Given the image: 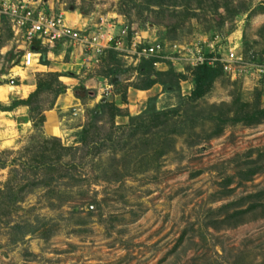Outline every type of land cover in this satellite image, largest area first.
<instances>
[{
	"label": "rangeland",
	"instance_id": "1",
	"mask_svg": "<svg viewBox=\"0 0 264 264\" xmlns=\"http://www.w3.org/2000/svg\"><path fill=\"white\" fill-rule=\"evenodd\" d=\"M13 1L126 37L111 68H88L108 77L104 93L77 88L65 110L43 93L24 115L0 113V264H264V0ZM216 38L238 62L194 100L190 53ZM136 43L163 48L147 73L128 56ZM17 48L0 19L3 106L34 76ZM151 79L118 123L106 105Z\"/></svg>",
	"mask_w": 264,
	"mask_h": 264
},
{
	"label": "built area",
	"instance_id": "2",
	"mask_svg": "<svg viewBox=\"0 0 264 264\" xmlns=\"http://www.w3.org/2000/svg\"><path fill=\"white\" fill-rule=\"evenodd\" d=\"M0 19L10 20L13 37L18 46L17 54H21V65L25 69L33 68L37 63L38 55L33 50L35 43L47 47L64 41L81 45L95 56L102 57L110 44H114L113 50L121 51L126 37L125 31L117 38L110 32L104 33L101 28L97 32L79 31L68 26L62 14L53 15L26 2L15 3L13 0H0ZM217 46L216 38L206 46L195 48L194 54L190 53L192 64L196 67H214L220 64L225 71H230L238 62L236 51L231 49L227 55H223ZM128 56L137 62L157 60L154 63L157 66L163 56V48L159 44L140 46L136 43L131 47ZM256 70L260 76L264 75V65H257Z\"/></svg>",
	"mask_w": 264,
	"mask_h": 264
},
{
	"label": "crops",
	"instance_id": "3",
	"mask_svg": "<svg viewBox=\"0 0 264 264\" xmlns=\"http://www.w3.org/2000/svg\"><path fill=\"white\" fill-rule=\"evenodd\" d=\"M67 25L75 28L79 31H89L91 32L92 30L90 28H87V25L83 28H81L80 26H77L75 24V21L72 20V18L69 21H66ZM39 43H35L34 46ZM114 46V44H110L109 45V49L105 52L104 56L102 57H97L95 56L92 52L87 51L86 49H84L83 46L81 45H77V44H72V43H68V42H64V41H60L55 43L52 46H47L46 48L49 49V52L47 53L46 58H44V60L47 61V65H42L41 64V58L42 55L39 54L37 52V50H35L36 54L38 55L36 60L37 63L34 64L33 68H31V70L34 73L33 78H30V82L26 83L25 85H18L20 87H28V94L26 97H19L20 100H26L28 99V97L35 92L36 90V76L37 75H43V74H58L59 75V81L68 87L67 92L60 96L58 98L57 101V107L59 109H69L72 108L74 105H76V99L75 102L74 98H71L70 96H68L70 93L73 96L74 90L79 88V89H84V90H88L90 89H95L97 90L99 93H104V89L107 88L108 84H107V76H100V75H95L94 78H89L90 71L88 70V68L90 67H94L96 66V64L93 63V61H95L96 59H105L106 63L109 64L108 68H111V64L109 63V61H107L108 59V55H110V51L113 49L112 47ZM35 48V47H34ZM154 90H145V91H140L139 89H136L134 86L129 88L128 93L126 94V98H125V103L121 102V98L118 97L117 99V105L119 106L120 109H126L127 107L129 109H131L132 107H134L133 105L138 104L139 101L143 98H148L151 97L152 92ZM66 104H72V107H66L63 99L66 98ZM74 97V96H73ZM2 103V102H0ZM4 105H6V103H2ZM1 104V105H2ZM27 107H19L17 109H15L13 112H9L11 113V115H18V114H23L26 113ZM1 114L3 113H7V112H0ZM3 115H10V114H3ZM126 117H118V123H126ZM48 121L49 124H51V130L53 132L57 131V126H55L58 123V120L55 116V114H53V112H51V114L48 115ZM56 133V132H55ZM53 133V134H55ZM57 134V133H56Z\"/></svg>",
	"mask_w": 264,
	"mask_h": 264
},
{
	"label": "trees",
	"instance_id": "4",
	"mask_svg": "<svg viewBox=\"0 0 264 264\" xmlns=\"http://www.w3.org/2000/svg\"><path fill=\"white\" fill-rule=\"evenodd\" d=\"M35 49L37 50V52L39 54L42 55L41 58V64L42 65H47V61L44 60V58H46L47 53L49 52V49L43 46H40L38 44L35 45ZM113 51H110V54H113ZM18 57V61L21 59V54H17ZM157 60H143V64L140 67V70L144 73L148 72V66L150 65H154V63H156ZM222 66L220 64H216V66L214 67H209L207 65L204 66H200L197 68V72L195 75V90L192 94V98L194 100H200L203 99L211 90L213 84L215 83V81L221 77L222 75ZM126 73L125 71H120V70H111V75L114 76L115 78L120 74V73ZM37 78L39 80L36 81V90L35 92H33L28 99L26 100H18L13 102L10 106H3L0 104V112H13L15 109L19 108V107H30L33 103V101L40 96L43 93H52L54 95V97L57 99L60 96L64 95L67 90L68 87L63 85L60 81H59V75L58 74H43V75H39L37 76ZM44 79V80H43ZM157 81L155 79H151L148 82V88L147 89H151L152 87H154L155 85H157ZM116 85H119V81L117 80ZM18 86V84L16 85ZM81 92L87 93L86 90L81 89ZM79 91V92H80ZM115 115H117L118 117H123L124 115L122 110L120 108L117 107V105L111 103V104H107L106 105ZM166 116H171V114H165ZM88 132H85V137H84V144L85 146H89L92 142L89 141L88 142V136H87ZM53 142H56L57 140L52 139ZM94 144V143H93ZM63 149V148H62Z\"/></svg>",
	"mask_w": 264,
	"mask_h": 264
},
{
	"label": "bare ground",
	"instance_id": "5",
	"mask_svg": "<svg viewBox=\"0 0 264 264\" xmlns=\"http://www.w3.org/2000/svg\"><path fill=\"white\" fill-rule=\"evenodd\" d=\"M51 132H52V133H55V132L57 133V131L53 132L52 130H51ZM56 133H55V134H56Z\"/></svg>",
	"mask_w": 264,
	"mask_h": 264
},
{
	"label": "water",
	"instance_id": "6",
	"mask_svg": "<svg viewBox=\"0 0 264 264\" xmlns=\"http://www.w3.org/2000/svg\"><path fill=\"white\" fill-rule=\"evenodd\" d=\"M33 50L35 51L36 49H35V48H33Z\"/></svg>",
	"mask_w": 264,
	"mask_h": 264
}]
</instances>
